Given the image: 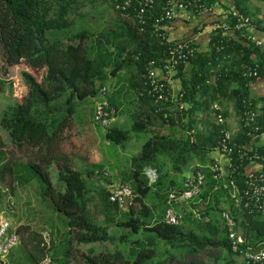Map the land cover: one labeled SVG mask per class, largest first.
<instances>
[{
	"label": "trees",
	"instance_id": "16d2710c",
	"mask_svg": "<svg viewBox=\"0 0 264 264\" xmlns=\"http://www.w3.org/2000/svg\"><path fill=\"white\" fill-rule=\"evenodd\" d=\"M116 1L123 0H103L105 10L113 15L109 21L96 29H74L78 0H0V49L4 63H23L35 72L43 70L40 81L27 72L21 73L26 92L3 112L0 126L11 145H18L20 152L29 156L32 177L28 180L43 181L42 195L50 200L54 212L64 215L68 226L64 252L59 249L51 255L42 246L41 233L28 234L17 249L26 252L25 260L19 264H39L38 255L47 254L51 264H68L72 251L83 264H229L227 255L233 252L220 219L224 210L240 229V247L260 249L264 242V216L250 215L236 207L227 187L233 179L242 188L244 166L219 180L208 167L215 161L220 132V127L212 123L211 107H221L223 116H227L230 104L235 112L239 111L241 99L249 97L251 81L243 74L255 64L264 70V50L259 52L239 35L219 33L211 37L206 51L178 65L181 101L187 107L182 112L169 110L165 118L162 112H156L154 100L143 93L142 79L148 61L168 56V44L152 31L160 0L156 1L152 17L144 16V24H140L133 10L138 0H133L127 11L116 10ZM207 2L217 4L218 0ZM247 2L231 0L230 11L250 17ZM72 28L74 31L70 32ZM47 32L56 33L49 39ZM123 73L128 81L126 92L137 99V108L131 114L128 129L112 124L104 131V140L117 146L129 141L131 133L146 138L120 179L122 184L127 179L133 183L134 206L120 210L109 202L108 190L100 189L98 211L104 216L101 223L88 210L93 171L75 165L79 150L75 117L79 104L96 98L110 77ZM119 94L118 90L106 96L115 114L121 106ZM252 100L257 104L264 98ZM259 122L264 125V106ZM250 140L243 130H238L232 143L237 150ZM232 162L234 166L238 164L236 154ZM5 166L0 163V170ZM51 167L56 170V186L50 180ZM147 167L158 175L152 186L144 175ZM186 169L204 174L202 190L190 204L210 220L191 221L185 214L180 225L170 226L162 220L167 196L170 190L182 187L186 176L181 175ZM8 171L14 175L11 167ZM4 173L0 171V179ZM104 179L113 185L112 180ZM27 227L18 226L19 234ZM79 244H106L112 249L95 254L93 248H88L83 254L77 249Z\"/></svg>",
	"mask_w": 264,
	"mask_h": 264
},
{
	"label": "built area",
	"instance_id": "2783aa9c",
	"mask_svg": "<svg viewBox=\"0 0 264 264\" xmlns=\"http://www.w3.org/2000/svg\"><path fill=\"white\" fill-rule=\"evenodd\" d=\"M157 0H138L136 7L133 8L136 18L140 24H144V16L152 17ZM160 9L156 15H153L152 31L163 40L167 46L168 56L160 61L150 60L144 67L142 74L143 93L149 96L157 104L156 112H162L166 118L168 111L177 110L182 112L186 110L187 105L181 101V91L173 92L171 79L172 74L180 63L186 64L194 58L200 49L192 39L173 41L168 37L167 29L169 25L182 13H189L195 17H212L208 23L210 38L219 35H229L234 33L245 39L256 48L261 47L260 40H257L245 32L254 26L252 18L238 13L235 10L226 13L217 12L216 4H210L207 0H160ZM133 0H123L115 2V9L127 11L132 8ZM230 19L231 22H228ZM264 76V70H261L258 64L248 67L244 77L251 79ZM250 84V83H248ZM109 90L103 86L99 90V100L95 101L93 106V122L107 130L115 119V110L110 106L106 99ZM239 111L235 112L230 104L227 108V116H223L222 108L214 104L211 109L212 123L220 127L218 136V145L215 153L224 156L226 168L219 160L209 165L208 169L213 173L216 180L226 178L237 172V168L244 166L245 175L242 188H239L233 179H230V196L236 204V207L250 215L264 216V125L259 122L262 114L264 101L255 104L252 97L243 98L240 101ZM218 111V112H216ZM231 114L235 121V127L231 126ZM235 130L233 131V129ZM243 130L247 137H251L248 144L243 145L242 149H237L232 143L235 131ZM236 152V153H235ZM236 154L238 164L233 165L232 157ZM144 175L149 186L157 182L158 175L155 169L147 167ZM204 184V174L201 170H196L187 176L182 182L180 189H172L167 196V208L163 214V223L170 226L180 225L185 214H188L191 221L208 223L210 218L203 216L200 210L188 205L196 198L202 190ZM133 192L126 184L110 185L108 189V200L116 205L120 210H128L134 206ZM179 206L180 212H176L175 207ZM220 219L226 228L231 251L238 256L243 264H264V242L260 249L250 247L241 248L242 239L237 232V224L233 217L227 211L220 213ZM45 247L49 248L50 238L44 235ZM20 241L18 226L7 219L0 220V264L5 257L14 249ZM39 264H51L49 256H44Z\"/></svg>",
	"mask_w": 264,
	"mask_h": 264
},
{
	"label": "rangeland",
	"instance_id": "374dc122",
	"mask_svg": "<svg viewBox=\"0 0 264 264\" xmlns=\"http://www.w3.org/2000/svg\"><path fill=\"white\" fill-rule=\"evenodd\" d=\"M105 8L103 0H78L76 13L73 15L75 17L73 28L76 29L78 26L79 28H98L101 23L107 22L113 17ZM73 28L70 29V32L74 31ZM54 33L56 32H47V38L50 39ZM22 72L29 73L37 81H40L43 74V70L35 72L23 63L16 66H7L4 63L0 49V119L3 112L7 110V107L13 105L15 100H19L26 92L27 88L21 78ZM127 82L123 73L114 78L110 77L105 84V87L109 90V94L115 93L118 90L120 91L118 101L121 102V106L116 112L113 124L124 129L130 127L132 121L130 118L131 114L137 108V99L132 96L131 92H126ZM97 100H99V96L94 99H88L78 105L79 112L75 117L77 128L75 141L79 150L75 158V165L78 169L93 171L92 181H90L91 191L89 194L90 204L88 210L97 216L98 221L103 223L104 216L98 211L101 199L99 193L100 189H106L105 187L108 188L109 186L107 185H110L104 178L112 180L113 185L120 184V179L129 167L130 158L139 152L146 137L142 134L131 133L130 140L122 145L114 146L107 143L103 137L105 130L93 122V106ZM230 118L231 126L235 127L236 124L232 114ZM0 152L2 153L0 154V163H6L5 168L0 170L3 173L6 172L3 174L5 175L4 178L0 179V220L7 219L20 226V228H24L26 224L28 225L20 233V241L26 240L28 234L41 233L42 246L45 244L44 235L50 238V246L49 248H45V250H48L49 255L54 254L59 249L64 252L67 245L66 239L68 238L67 220L64 215L54 212L50 200L42 195L44 189L42 185L43 181L37 178H33L34 180L31 181L28 180L32 177L31 169L28 166L30 161L29 156L24 151L20 152L18 145H14V147L11 145L6 132L1 126ZM9 167L12 168L14 175L8 171ZM98 171H101L100 174H102H98ZM190 174V170L186 169L181 176L187 177ZM176 179L181 180V177L176 175ZM50 180L56 186L57 176L54 167L50 168ZM126 184L130 188L133 186V183L129 179H127ZM154 202L156 203L157 199ZM20 241L5 257L2 264H19L25 260L23 253L26 254V252L23 249L22 252L17 251ZM88 248H93L95 254L105 251L106 248L112 249L106 244H79L77 246V249L83 254L87 253ZM25 249L27 248L25 247ZM71 254L68 264H83L74 251ZM42 257L43 255H38V260L40 261Z\"/></svg>",
	"mask_w": 264,
	"mask_h": 264
},
{
	"label": "crops",
	"instance_id": "0c3cea01",
	"mask_svg": "<svg viewBox=\"0 0 264 264\" xmlns=\"http://www.w3.org/2000/svg\"><path fill=\"white\" fill-rule=\"evenodd\" d=\"M216 10L217 12L226 13L232 9L231 0H218ZM247 12L254 22V26L248 29L245 33L251 35L257 40H260L261 47L259 52L264 50V1L260 0H248L247 2ZM212 20V17H195L189 13H182L178 18H176L168 27L167 33L168 37L173 41L192 39L198 45L200 51H206L208 49L210 41V33L208 31V23ZM231 37H236V34L230 33ZM255 58V55H253ZM177 72L172 74L171 84L174 93H178L181 90V82ZM249 96L253 99L264 98V78L260 77L250 82ZM17 100H15L16 102ZM261 102V101H259ZM263 102V101H262ZM261 102V103H262ZM236 128V127H235ZM233 129V131L235 130ZM236 132V131H235ZM213 157L220 161L222 165L226 168L227 159L219 154H214ZM189 176V175H187ZM183 182V181H182ZM106 186V183H105ZM109 186V185H107ZM107 190V187H105ZM190 203L186 205V211ZM176 212H180L179 206L175 207ZM237 232L240 235V229L237 226ZM227 260L229 264H243L241 259L234 255H227Z\"/></svg>",
	"mask_w": 264,
	"mask_h": 264
},
{
	"label": "clouds",
	"instance_id": "9594fccd",
	"mask_svg": "<svg viewBox=\"0 0 264 264\" xmlns=\"http://www.w3.org/2000/svg\"><path fill=\"white\" fill-rule=\"evenodd\" d=\"M94 103H95V102H94ZM112 124H113V123H112ZM120 184H122V183H120ZM126 185H127V184H126ZM109 186H110V185H109ZM108 188H109V187H108ZM108 188H107V190H108ZM131 190H132V189H131ZM19 235H20V234H19ZM44 247H45V245H44ZM45 248H46V247H45ZM12 250H13V249H12ZM12 250H11V251H12ZM11 251H10V252H11ZM39 262H40V261H39Z\"/></svg>",
	"mask_w": 264,
	"mask_h": 264
}]
</instances>
